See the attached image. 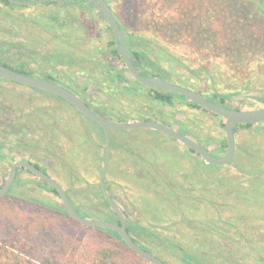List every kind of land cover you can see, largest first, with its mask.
<instances>
[{"label": "rangeland", "instance_id": "374dc122", "mask_svg": "<svg viewBox=\"0 0 264 264\" xmlns=\"http://www.w3.org/2000/svg\"><path fill=\"white\" fill-rule=\"evenodd\" d=\"M127 3L132 4L131 2ZM60 6L62 4L59 0H50L38 3L36 6L30 4L28 7H0V40L16 41L23 44L25 48L22 54L28 71L40 77L42 74H52L61 82V85L73 92L75 89L83 92L84 84H88V95L91 102L106 106L117 116H129L118 121L127 122L147 118L174 127L176 125L174 124L176 121L175 112L178 111L180 121L187 124L195 136L191 133L188 135L202 145L208 146L216 155L225 153L217 149V144L214 143L217 137L226 136L225 127L222 125L225 119L222 120L210 111L192 108L184 103L176 109L168 111L167 108L160 107L157 102L150 99L151 96L147 94L148 88L145 86L141 85L136 90V94L130 96L113 84L107 75H101L96 71V76L91 79L87 66L84 68L85 70H81L78 66L56 65L53 67L47 65L44 57L51 50L52 42L58 43L71 53L83 55L86 53L84 51L90 49L87 41L89 38L101 37L100 40L96 38L95 42H101L105 47L110 40L115 39L114 33L108 29L107 20L94 9L91 11L92 13L84 17L90 29L88 37L83 35L78 40L73 37L70 39L71 45L61 42L58 35H64L65 29L59 27L50 29L36 22L46 18ZM123 6L128 9L133 8L129 5L123 4ZM124 7L121 8L124 12H130ZM2 11L6 13L2 14ZM19 14L24 15V20L17 18ZM127 19L128 24H131L132 17ZM35 30H41L44 32V36L39 37L33 32ZM31 39L32 42H30ZM16 50V48L12 49L11 53H15ZM106 56L112 66L117 69L123 68L125 62L123 63L121 59ZM192 84L202 87L204 83L195 80ZM187 87L189 86L187 85ZM36 89L38 88L0 80V145L4 146L0 155V188L7 180L12 163L19 159L37 162L44 166L52 177L62 185L64 183L65 189L69 187L70 167H72L74 169L72 176L74 175L76 178V184L74 189H70L69 195L73 202L79 205L84 202V198L88 200L93 198L94 187L91 182L95 184L99 182L104 155L102 149L92 145L81 147L80 153L82 154H78L73 134L79 129H84V125L92 126L95 136H97L98 129L88 123L87 118H85L87 120L82 119L77 109L64 98L42 89ZM79 96L82 97L81 94ZM253 96L239 95L233 97L229 104L240 109L264 106L263 100ZM103 117L113 120L109 115ZM175 128L178 129V126ZM146 129L148 128L139 129L138 132L145 131L141 135L135 136L136 139L131 145L132 150L142 151L141 154L144 158L149 161H159L161 165L166 166V169L161 173L150 171L148 175H145L142 171V160L140 161V158L137 157L139 154L137 156L130 155L121 148L111 151L109 172L106 174V178L121 208L126 209L137 221L161 235H171L174 241L183 246L189 245L191 241L197 242L202 238L205 240L204 236L197 234L196 229L192 230L186 227L188 224L183 221L181 211L174 212L167 208L165 215L160 216L156 212L150 213L145 207V199L151 200L158 196L154 191L155 187L160 189L159 193L171 196L168 190L163 191V189L169 181L174 182L182 192L199 196V199L203 202L206 201V206H209L208 209L203 207L207 211L205 215H200L199 219L204 220V218L212 217L216 222V226H211L207 232L214 231L217 233V237L212 242L205 241L210 245L208 251L212 252V260L215 259V261H221L224 264H253L260 256L264 257V252L260 251L261 255L254 252L257 251L258 244L253 242L256 240L257 243L264 246V235L261 233L264 231V173L252 172L250 166L238 163L242 160L237 157L239 146H252L254 143L258 144L264 153V122L256 123L250 129L239 130L235 134L236 158L234 157L231 164L210 169L204 164H200L199 156L177 139L154 129H150L152 131H146ZM80 176L88 180V185L86 181H78ZM18 177L21 179L36 178L25 170L20 172ZM223 178L230 179L229 182H232L233 186L222 187L220 180ZM257 182L261 183L260 191L256 188ZM237 185L243 191L242 198L238 197L240 191L237 190ZM22 188L27 189L30 195L43 198L51 203L62 204L61 198L56 193L40 188L21 186L16 188L10 196L7 194L1 196L0 248L4 246L1 237L7 235L10 223L16 222L14 226H19L17 221L24 220L29 214L37 215L39 212L37 204L18 201V195ZM209 199L213 201L210 203ZM98 200L101 198L97 196L96 201L99 204L97 207L106 209ZM257 200L261 202L256 203ZM21 201L23 203H20ZM238 206L239 208L236 209ZM185 210H189L184 211L187 216L195 219L193 217L194 207ZM239 212L249 216L247 222L245 219H236ZM208 214L210 215L207 216ZM52 217V220H49L50 232L56 233L60 237L71 235V238L82 244V249L96 242L98 232L93 229V226L69 222L64 215L55 214ZM159 217L162 218L161 221H158ZM199 219L196 220L199 221ZM190 224L194 226L196 223L192 221ZM218 225L223 227L217 230ZM140 239L166 263L185 264L180 254L174 249L149 238L142 237ZM120 261L121 264H152L146 259L124 253L121 254Z\"/></svg>", "mask_w": 264, "mask_h": 264}, {"label": "trees", "instance_id": "16d2710c", "mask_svg": "<svg viewBox=\"0 0 264 264\" xmlns=\"http://www.w3.org/2000/svg\"><path fill=\"white\" fill-rule=\"evenodd\" d=\"M59 1L62 4L59 9L36 22L50 29H55L56 27L65 29V34L58 35V38L61 42H66L67 45H71L70 39L73 37L76 40L83 35L88 37L90 29L84 17L92 13L91 11L96 9L105 18L90 0ZM107 2L112 9L115 20L125 33L133 63L142 75L158 76L165 80L175 81L185 86L188 85L191 88H195L208 100L229 108L240 109L233 107L229 102L233 97L243 94L254 95L253 97L264 101V0H107ZM123 4L133 8H125ZM29 5L15 3L10 0H0V7L4 6L7 8V6H10L15 8L28 7ZM122 7L130 12H124L121 9ZM1 13L5 14L6 12L2 11ZM128 17H132L131 24L127 22ZM17 18L23 19L24 15L19 14ZM108 29L113 33L109 25ZM33 32L39 37L44 36V32L41 30ZM96 38L100 40L99 38L101 37L95 36L87 40L90 49L84 51L86 53L83 55L71 53L58 43L52 42L51 50L44 57L46 58L45 63L53 67L56 65L78 66L81 70H85L84 68L87 66L89 67L87 69H89V77L91 79L96 76V71L101 75H107L113 84H116L122 92L130 96L136 94V90L141 85L145 86L148 88L147 94L151 96L150 99L157 102L160 107L167 108L168 111L176 109L182 103L192 108L210 111L195 102L187 100L185 96L175 91L148 87L142 84L133 78L131 74L127 75L129 71L125 64L121 69L112 66L106 55L112 58L118 57L124 63L115 44V39L110 40L107 47H105L101 42H95ZM32 41L31 39L30 42ZM14 48L17 50L12 54L11 50ZM24 48L21 42L0 40V63L20 72L33 74V72L26 69V62L22 54ZM42 77L61 83L52 74H42ZM0 80L19 84L1 77ZM195 80L204 83L205 86H203L204 84H202V87L194 86L192 83ZM88 89V84H84L83 92H79L77 89L74 92L81 94L83 99L98 114L101 116L109 115L115 121L129 117L117 116L106 106L91 102ZM77 112L82 119H88V123L98 129L97 136H95L93 127H87V125H84V129H79L73 134L78 147L77 153L82 154L80 153L81 147L92 145L100 148V150L102 149L105 158V133L103 128L80 111L77 110ZM210 112L222 120L224 119L222 116L212 111ZM175 113V126H178V129L186 134L191 133L194 135L188 125L180 121L179 112L176 111ZM222 123L225 127V122ZM84 124H87V122H84ZM254 125L236 124L234 132L236 134L239 130L250 129ZM138 131L140 130H111V151L121 148L130 155L135 154L137 156L139 154L137 157L140 158V161L142 160V171L145 175H148L150 171L161 173L162 170L166 169V166L161 165L159 161L147 160L142 156V151L132 150L131 145L136 139L135 136L141 135L145 130H141L142 132ZM146 131L152 130L146 129ZM215 141L217 149L221 152L227 151L226 136L217 137ZM206 147L208 148V146ZM3 149L4 146L0 145V155ZM238 149V156H236L242 160V162L238 163L250 166L252 172L256 174L264 173V153L258 144L254 143L252 146L241 145ZM211 152L216 155L212 150ZM149 159L151 160V158ZM32 163L48 172L39 163ZM200 164H204L208 169L223 167L222 165L206 163L204 160H201ZM24 170L33 174L36 178L21 179L18 177L19 173ZM73 171L74 169L70 167L71 178L66 191L74 209L82 216L121 223V218L104 196L99 182L96 184L91 182L94 187L93 198L89 200L84 198V202L79 205L73 202L69 195L70 189H74L76 184V178L74 175L72 176ZM108 172L109 169H107L106 174ZM78 181H86L87 184L88 180L80 176ZM105 181L110 193L116 199V195L112 192L106 177ZM229 181L230 179L223 178L220 180V184L222 187L233 186L232 182ZM21 186L50 190L59 196L54 186L24 167L16 169L15 180L6 193L7 196H10L16 188ZM260 187L261 183L257 182V190ZM165 190H168L171 196L166 193H159L160 189L155 187L154 191L158 196L153 197L151 200L145 199V207L150 213L156 212L160 216L165 215L167 208L168 210L172 209L174 212L181 211L183 221L188 224L186 227L192 230L196 229L198 231L197 234L204 236L205 240H202V238L197 242L191 241L189 245L183 246L174 241L171 235H161L159 232L137 221L126 209H123L127 217V230L133 239L152 253L154 252L140 238H149L161 245L170 247L180 254L185 264H224V262L211 259L212 252L208 251L210 245L205 242H212L217 237V233H214V231L207 232L208 229H211V226H216L215 219L212 217L204 218V220L199 219L200 215H205L207 211L203 207L207 209L209 207L206 206V201H201L199 196L192 193L182 192L176 186V183L171 181L168 184L166 183L163 191ZM237 190L240 191L238 197H241L243 191L240 190L239 185H237ZM97 196L101 198L98 201L107 210L103 207H97L99 205L96 201ZM18 197V201L22 200L37 204L39 212L37 215L29 214L24 220L17 221L19 226H14L16 222L9 224L7 235L1 237L4 246L0 248V264H121L120 256L123 253L144 259L126 244L117 231L104 227H93L98 232L96 234V242L82 249V244L71 238V235L60 237L56 233L49 231V222L55 214L64 215L67 221L83 225L72 218L61 203H51L43 198L30 195L27 189L24 188L20 189ZM22 201L20 203H23ZM212 201V199H209L210 203ZM255 202L260 203L261 201L257 200ZM195 205L197 206L195 207ZM190 207L195 209L193 214L195 219L190 218L184 212L186 208ZM238 208L239 206L236 207V209ZM238 215L236 219H245V222H247L249 217L247 214L239 212ZM196 219H199V221ZM232 219L234 220V218ZM161 220L162 218L159 217L158 221ZM192 221L196 223L194 226L190 224ZM222 227V225H218L216 229L219 230ZM261 233L264 235V231H261ZM253 242L258 244L257 251L254 252L261 255L260 251L264 252V246L257 243L256 240ZM154 254L157 255L156 253ZM263 258V256H260L253 264H264Z\"/></svg>", "mask_w": 264, "mask_h": 264}, {"label": "water", "instance_id": "95a60500", "mask_svg": "<svg viewBox=\"0 0 264 264\" xmlns=\"http://www.w3.org/2000/svg\"><path fill=\"white\" fill-rule=\"evenodd\" d=\"M10 1L15 3H23V4H38L50 0H10ZM90 1H92L96 5V7L102 12L103 16L108 22V25L111 27L114 33L115 44L132 77L148 87L175 91L185 96L187 100L195 102L207 108L208 110L222 116L225 119V134L228 143L227 151L223 155H215L211 152L209 148L199 143L190 135L176 129L175 127L166 125L162 122H158L155 120L142 119V120L122 122V121L107 119L101 116L100 114H98L82 97H80L72 90H69L68 88L64 87L60 83L46 79L44 77L17 71L3 63H0L1 78L10 80L12 82L29 85L38 89L45 90L52 94L58 95L64 98L66 101L70 102L83 115H85L92 121L96 122L103 128L105 133V158H104V164L100 172L99 183L104 196L110 202L112 208L115 210L118 216L121 218V223H117L111 220H106L101 218H93V217H86L80 215L71 204V201L69 199L65 187L58 180L52 177L48 172L34 165L31 161L25 159H19L12 163L9 169L7 180L0 188V197L5 195L13 185L15 180L16 169L19 167H24L30 170L35 175H37L38 177L47 181L49 184H51L57 189L63 207L66 209V211L69 213V215L72 218L87 226L113 229L120 234L122 239L133 251L138 253L141 257H143L147 261L153 264H168L162 259H160L154 253L150 252L149 250L141 246L133 239V237L127 230V226H126L127 217L123 209L120 207V205L118 204L116 199L112 196V194L110 193L109 189L106 186L105 177L111 157L110 131L131 130V129H141V128L154 129L170 137H173L178 141H180L181 143H183L184 145H186L189 149L193 150L199 156L200 160H204L206 163L212 165H226L229 164L234 159L237 150L234 126L236 124H256V123L264 122V106L250 108V109L229 108L208 100L200 92L190 89L187 86L180 85L178 83L169 80H165L158 76L142 75L135 66V64L133 63V58L130 49L127 45L125 33L123 32L122 28L119 26L117 21L115 20L112 9L108 4L107 0H90Z\"/></svg>", "mask_w": 264, "mask_h": 264}]
</instances>
